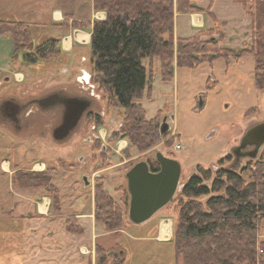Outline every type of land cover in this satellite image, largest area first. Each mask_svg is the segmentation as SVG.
I'll use <instances>...</instances> for the list:
<instances>
[{
	"label": "trees",
	"instance_id": "1",
	"mask_svg": "<svg viewBox=\"0 0 264 264\" xmlns=\"http://www.w3.org/2000/svg\"><path fill=\"white\" fill-rule=\"evenodd\" d=\"M196 1L93 0L94 9L104 11L106 18L93 23H73V26L91 29L92 79L121 109L123 123L118 135H126L139 152L158 143L162 136V113L158 111L148 120L140 105L144 95L151 94V78L147 77L143 59L158 58L162 79L169 80L174 56L177 68H195L216 58L228 62L233 55L231 50L219 48L211 37L202 40L214 33L221 39L222 33L210 12L211 3L202 9L195 5ZM233 4L244 9L253 29L260 33L250 53L255 58L256 82L261 87L264 84V0H233ZM203 11L214 23L211 30L174 39V12ZM4 34L12 39L13 58L20 51L26 52L22 64H41L44 59L63 56L56 39L34 46L30 28L22 22L0 21V35ZM239 57V54L235 56ZM231 156L227 154L218 160L215 174L198 167V172L187 179L179 192L172 241L182 264H264V242L258 239L260 223L264 220V162L259 157L250 159L245 167L234 170L223 165L231 162ZM147 163L150 171L159 170L154 159L148 158ZM246 172L249 178L244 176ZM52 173V169L18 171L13 180L18 186L46 188L57 210L59 197L51 185ZM201 197L204 199L200 200ZM94 208L96 220L104 224L107 232L122 227V209L101 183L94 186ZM95 255L96 264L125 263L123 254L115 255L100 247L95 248Z\"/></svg>",
	"mask_w": 264,
	"mask_h": 264
},
{
	"label": "rangeland",
	"instance_id": "2",
	"mask_svg": "<svg viewBox=\"0 0 264 264\" xmlns=\"http://www.w3.org/2000/svg\"><path fill=\"white\" fill-rule=\"evenodd\" d=\"M208 2L209 0H203L201 5L205 6ZM230 5L231 0H218L217 12L220 11L218 15L225 16V19H227L221 23L217 21V29L222 33L221 39L215 33L213 36L202 37V40H208L211 37L212 40L217 42L219 48L224 51L231 50L233 55L229 56L228 62L223 58H216L211 59V63L203 62L195 68H177L174 56L171 70L172 77L169 80H163L158 58H147L142 61L147 71V77L151 78V94L149 97L145 94L140 100V105L145 110L146 119H152L160 111L159 114L162 113L167 123L169 122L170 128L174 129L175 136H171V129L161 136L158 143L143 152H139L127 136L123 137L126 144L122 143V145L125 148L123 147L124 149L122 148L123 150L121 149L118 155L112 156L111 151L109 155L110 161L114 165L121 163L124 158L127 159V163L105 173L102 172L104 177L99 180L95 179L93 183L94 185L97 182H102L104 189L120 206L123 217L129 223H131L127 216L129 195L124 175L134 163L145 161L148 158L155 159V153L161 152L179 162L181 167L179 182L182 184L192 174L198 172V167L210 169L212 174H215L218 160L230 153L249 126L263 119L264 84L260 87L256 82L254 74L255 58L250 53V50L255 47V43L260 39V33L253 29L251 20L241 6L236 5L239 7L235 10L240 11L239 13L233 12L229 15L221 13V11L227 13ZM205 17L203 19L204 23H207V26L211 25ZM177 23L179 33L187 37L196 31L199 33L213 28L199 27L195 29L191 26L188 15L178 16ZM31 30L34 46L51 39L50 32L52 28L47 29V33L41 32L42 30L38 27H32ZM262 40L264 41V39ZM25 53L20 51L13 58V44L10 35H0V98L7 92L14 91L15 95L16 93L19 95H17L19 100L31 99L29 96L23 95L26 89H23L18 83L10 81V78L4 81V77H8L10 72L16 71L28 74L27 77L29 78L43 79L39 84L43 83L45 85V83H51V81L61 80L67 84V86L65 85L67 90L82 94H89L90 92L93 95L97 109L94 111L95 115L91 117L84 116L81 119L78 125L82 128L77 131L80 136H75L66 143H57L48 134L44 139L34 138L32 143H28L29 145L22 144V146L25 145L24 149L21 148L14 152L16 161H18L17 155L27 154L25 155V162L30 163V165L35 162H44L48 168L55 169L53 171L55 173H52L51 182L53 184L51 185L54 188L57 186L59 189L65 212H68V203L71 201L79 207V211L81 207L85 210L90 205L88 198L92 189L84 187L82 177L91 173L94 166L93 160H96L94 159L96 152L93 147L86 144V139L91 136L90 126L94 123L98 124L103 129V133L111 134L112 138H106L104 141L109 140L108 143L113 145L115 140L121 139L120 136H122L118 135L123 123L121 109L112 99H109L104 89H100L94 83L89 46H75L70 55L63 53L62 58L56 57L54 60L48 58L44 59L42 64L34 65L23 62L22 66L18 65V68H15L13 60L21 61ZM237 54H239V58H235ZM69 57H71L74 65L72 64L68 71H64L65 65L63 63H68ZM60 59L63 60L61 61L62 64L58 63ZM79 64L91 75L90 82L93 84L91 89H88L89 85L79 87L73 83L80 75V71L76 70ZM43 85L42 87L45 89ZM208 86L211 87L207 88ZM30 88L36 89L38 87L30 86L27 89ZM162 115L161 118L163 119ZM0 127H3L1 123ZM176 145H179L180 148H176ZM81 157H83L82 161H80ZM258 157L264 162V145L260 148ZM8 159L11 160V157H8ZM249 161V158H243L238 166L233 167L232 162L223 163V165L239 170L245 167ZM64 162L72 164V168H69ZM62 164H64V168ZM249 175V172L244 173L247 178H249ZM108 177L111 178L110 182L106 181L107 183L104 184L103 181ZM55 190L57 191L56 188ZM178 199L179 192H176L165 207L142 224L141 231L138 232L139 235L137 236H146L147 239L134 241L126 234H119L109 236L104 240L100 238L98 241L105 242L107 240L108 247L112 246L106 250H110L115 255H121L119 248H114V244L121 241L126 246V254L123 253L125 256L124 264H182L181 259H178L175 255L173 241L158 240L156 238L157 231H154V228L147 236L145 228L148 227V230L152 228L159 218H170L173 220L171 224L169 221L170 231H164L162 235H168L170 232L171 235H168L170 236L168 240H172L175 228L174 220L178 212ZM203 199L201 197L200 200ZM56 222L59 225L63 223L61 221ZM163 222L166 223L167 221ZM260 224L259 240L264 236V220ZM99 244L107 246V243L101 242ZM87 246H90L89 243ZM257 255L260 256L261 254L258 253Z\"/></svg>",
	"mask_w": 264,
	"mask_h": 264
},
{
	"label": "crops",
	"instance_id": "3",
	"mask_svg": "<svg viewBox=\"0 0 264 264\" xmlns=\"http://www.w3.org/2000/svg\"><path fill=\"white\" fill-rule=\"evenodd\" d=\"M201 1L203 0L196 1L195 5L204 9L211 3L210 12L216 17L217 21L221 23L227 20L225 16L221 17L218 15L220 13V11L217 12L218 0H209L205 6L201 5ZM237 7L239 6L234 5L233 0H231L229 11L227 13L221 11V13L225 15L233 12L239 13L240 11H236ZM182 15L190 17L191 26L195 29L199 27L210 29L213 27L214 23L207 13L187 12L182 14L174 12V39L189 38L197 33L196 31L194 34L188 35V37L179 33L177 18ZM204 16H206L205 18L212 26L210 24L207 26V23H204ZM105 18L106 14L104 11L94 9L93 0H0V21H17L28 25L31 31V38L32 27H38V29L42 30L41 32L46 33L48 32L46 31L47 29L52 28L50 38L59 41L62 54L70 55L75 46H89L91 29L73 26V23H93ZM61 61L63 60L60 59L58 63L62 64ZM72 64L74 65L71 57H69L68 63H63L65 65L63 70L68 71ZM18 65L22 66L20 60L14 63V67L17 68ZM81 69L88 74L81 64L77 65L76 70L81 72ZM27 76L28 74L26 75L20 71L10 72L8 77H4V81L10 78V81L18 83L19 86L26 89L23 95L30 98L39 97L49 91L57 92L63 90L64 92L67 89V84L61 80L51 81V83L43 85V83L39 84L43 79L29 78ZM73 83L78 85L80 82L74 81ZM42 85L45 86V89ZM30 86L38 88L27 89ZM39 87L41 88L39 89ZM17 95V93L15 95L14 91L7 92L0 98V102L8 101L10 104V102L19 101ZM10 109L13 115L16 114L14 105L13 107L10 106ZM39 116L38 118H48L50 112H44ZM1 125L3 127H0V264H96L95 248L109 249L112 246L108 247L107 240L105 242L98 241L100 238L104 240L109 236L126 234L134 241L147 239L146 236H137L143 223H129L123 217L120 229L107 232L104 224L95 218L93 187L95 184L93 185V183L95 179L99 180L104 177L102 172L105 173L127 163V159L124 158L121 163L114 165L111 163L109 155L110 151L112 156L118 155L119 151L124 147L122 145V143L125 144L124 140L117 142L116 145L115 143L112 145L104 141L105 139L100 141L99 147L102 152H100L99 156L97 153L94 155V159H96L93 160L94 166L91 173L86 175L90 182V185L86 188L92 189L88 198L90 205L85 210L81 207L79 211V207L71 201L68 203V212H65L61 193L57 186L55 188L58 192L59 208L55 210L51 203V195L46 188L18 186L13 180L14 174L18 171L43 172L46 169L55 171L53 168H48L44 162H35L32 165L25 162V155L27 154L17 155L18 161L15 159L14 152L21 148L24 149L25 145L22 146V144L29 145L34 141V138L39 136L32 137L31 132L24 128ZM43 130L45 131L44 138L51 133L50 126H45ZM86 143L89 144L90 142L87 141ZM8 157H11V160ZM82 160L83 157L80 158V161ZM64 164L72 168V164L67 162H64ZM64 164H62L63 168ZM92 179L94 180L92 181ZM110 180L111 178L108 177L103 183H107L106 181L110 182ZM56 221L63 223L59 225ZM163 221H170V224L173 222L170 218H159L149 230L148 227H145L147 236L151 233V229L154 228L153 230L157 231L156 238L158 240L172 241L171 239L168 240L170 236L160 237ZM101 242L107 243V246L99 244ZM88 243L90 246H87ZM121 243L119 241V243L114 244V248H119V253L126 254V246Z\"/></svg>",
	"mask_w": 264,
	"mask_h": 264
},
{
	"label": "water",
	"instance_id": "4",
	"mask_svg": "<svg viewBox=\"0 0 264 264\" xmlns=\"http://www.w3.org/2000/svg\"><path fill=\"white\" fill-rule=\"evenodd\" d=\"M87 102H70L64 110L62 123L53 130L54 140H63L80 123ZM15 108V107H14ZM160 130L164 135L167 128ZM264 145V116L249 126L243 133L231 154L234 158L256 159L260 148ZM247 149V152L241 153ZM155 160L159 164L157 172H151L145 161H138L126 173V188L129 195L127 216L131 223L141 224L153 217L165 207L183 184L180 183L181 167L177 160L164 156L161 152L155 153ZM84 187L90 185L87 176L82 177Z\"/></svg>",
	"mask_w": 264,
	"mask_h": 264
},
{
	"label": "flooded vegetation",
	"instance_id": "5",
	"mask_svg": "<svg viewBox=\"0 0 264 264\" xmlns=\"http://www.w3.org/2000/svg\"><path fill=\"white\" fill-rule=\"evenodd\" d=\"M76 81L80 82L78 84L79 87H84L85 85L86 86L89 85L90 87H88V89H91V87L93 86L92 82H90L91 81V75L85 73L82 69H81L80 75L77 77ZM92 96L93 95L90 92H89V94H85V93L82 94V93L77 92V91H73V90L70 91V90L65 89L64 92H63V90L57 91V92L49 91L48 93H44L43 95H41L39 97H33L31 99H25V100H19V101L17 100V101H14V103L10 102V104L8 101H3V102H0V123L4 124V125H8L10 127L24 128V129L29 130L31 132L32 137L38 135L41 138H44V136H45V131L43 130V128H45V126H50L51 127V133L50 134L52 137L53 130L56 129L62 123V120L64 117V110H65V107L68 103L73 102V101L74 102H76V101L87 102L88 106L83 113L82 119L84 116L91 117V116L95 115L94 111L97 109L96 108L97 106H96V103L94 102V99ZM13 105L16 108V110L14 109L16 111V114H14V115L12 114L11 109H10V106L13 107ZM44 112H50V116L48 118H38V116ZM164 117L165 116H163V119L161 121L160 130L162 129V127L164 128L163 121L165 120V123L167 126L165 133H164V135H165L171 129L172 130L170 132H174V129L170 128L169 122L167 123V121ZM80 128H82V126L77 125L69 133V135L63 140L57 141V140H54L53 137H52V139L57 143H66V142L70 141L73 137L80 136V133L77 132L78 130H80ZM100 129H102V128L100 126H96L95 123L91 124L90 129H89L91 136H89L86 139L88 142H90L89 145H91L93 147L94 151H96V153L99 152V153H97L98 155H100L101 154L100 152H102L100 147H99V143H100L99 141L102 140V138L99 134ZM125 136L126 135H122V136H120L121 139L115 140V145L117 142L124 140L123 137H125ZM109 137H110V139L112 138L111 134L106 132L103 140L106 138H109ZM107 142H110V141L107 140ZM238 143H239V141H238ZM86 144H88V143H86ZM115 149H116V147H115ZM243 152H247V149L241 151V153H243ZM229 154H231V151ZM164 156L171 158L167 155H164ZM241 159H243V158L236 160L234 158V156L232 155L231 156L232 166L233 167L238 166L240 164ZM145 162L147 163V159L145 160ZM147 165H148V163H147ZM148 167H149V165H148ZM155 172H157V171H155Z\"/></svg>",
	"mask_w": 264,
	"mask_h": 264
},
{
	"label": "bare ground",
	"instance_id": "6",
	"mask_svg": "<svg viewBox=\"0 0 264 264\" xmlns=\"http://www.w3.org/2000/svg\"><path fill=\"white\" fill-rule=\"evenodd\" d=\"M163 224H162V228L164 229H162L161 228V233H160V236L162 237V238H164V237H167L168 235H170V234H168V235H164V236H162V233L165 231H170V228H171V226H170V224H169V221H167L166 223L165 222H162ZM165 225V226H164Z\"/></svg>",
	"mask_w": 264,
	"mask_h": 264
},
{
	"label": "built area",
	"instance_id": "7",
	"mask_svg": "<svg viewBox=\"0 0 264 264\" xmlns=\"http://www.w3.org/2000/svg\"><path fill=\"white\" fill-rule=\"evenodd\" d=\"M102 131H103V129H100L99 130V134H100L101 138L103 139L105 133H103ZM171 136L174 137L175 133L171 132ZM176 148H180L179 145H176ZM261 241L264 242V236L262 237ZM259 252H261V250H259Z\"/></svg>",
	"mask_w": 264,
	"mask_h": 264
}]
</instances>
